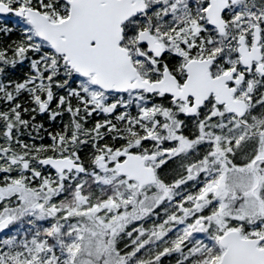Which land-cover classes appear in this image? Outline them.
<instances>
[{
	"label": "snow or ice",
	"instance_id": "snow-or-ice-1",
	"mask_svg": "<svg viewBox=\"0 0 264 264\" xmlns=\"http://www.w3.org/2000/svg\"><path fill=\"white\" fill-rule=\"evenodd\" d=\"M0 264H264V0H0Z\"/></svg>",
	"mask_w": 264,
	"mask_h": 264
}]
</instances>
